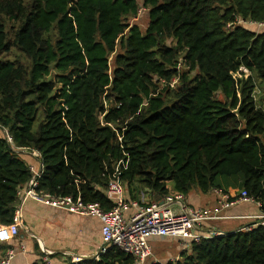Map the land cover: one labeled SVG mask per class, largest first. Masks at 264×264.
<instances>
[{"label":"trees","instance_id":"16d2710c","mask_svg":"<svg viewBox=\"0 0 264 264\" xmlns=\"http://www.w3.org/2000/svg\"><path fill=\"white\" fill-rule=\"evenodd\" d=\"M140 5L143 33L129 24L138 0H0V126L15 147L0 138V240L33 176L16 149L39 153L41 195L110 211L111 181L139 203L145 191L185 196L240 179L264 216V110L252 79L264 93V31L237 25L264 23V0ZM12 49L26 62L3 57ZM260 222L190 242L166 264H264ZM68 264L133 259L111 247Z\"/></svg>","mask_w":264,"mask_h":264},{"label":"crops","instance_id":"0c3cea01","mask_svg":"<svg viewBox=\"0 0 264 264\" xmlns=\"http://www.w3.org/2000/svg\"><path fill=\"white\" fill-rule=\"evenodd\" d=\"M16 153L28 167L31 166L35 172L39 170L41 164L37 151L16 149ZM218 182L220 188L217 190L201 193L198 189H193L184 196L185 208H208L220 217L197 225L194 232L200 236L215 237L243 230L246 225L258 221L263 216L255 202H237L233 206L223 208V202L239 198L242 191L241 181L220 178ZM167 188L170 189L171 185L168 184ZM141 197V205L161 200L148 191L142 193ZM125 198L128 200L127 195ZM17 204L21 206L22 213L18 233L16 236L9 235L0 240V259L11 251L14 253L11 264H34L42 257H47L52 264H68L75 258L89 259L98 254L102 246L101 224L98 219L71 214L64 208L46 206L24 196L18 197ZM172 209L179 211L177 207ZM133 212L134 208L130 207L127 214ZM153 238H149L148 242ZM157 239L160 241L159 248L157 245L151 247L149 243L155 263L160 262L161 258L178 261L180 254L189 249V244L185 247L186 242L179 239Z\"/></svg>","mask_w":264,"mask_h":264},{"label":"built area","instance_id":"2783aa9c","mask_svg":"<svg viewBox=\"0 0 264 264\" xmlns=\"http://www.w3.org/2000/svg\"><path fill=\"white\" fill-rule=\"evenodd\" d=\"M249 23L264 27V23ZM0 138H3L15 149L12 137L9 135L8 131L1 126ZM28 168L33 175L32 179L29 181L26 188L18 193V196L29 197L35 201L42 202L46 206L64 208L71 214L93 217L99 220L101 224L100 235L102 246L94 259H98L100 254H104L107 248L116 247L124 254L132 257L133 264H144L152 255L151 247L148 242L149 238L188 240L184 245L186 247L189 242H199L202 238L213 237L196 234L194 232L195 227L202 222L220 218L213 214L208 208H185L183 204L184 196L176 192L162 197L159 202H152L148 205H141L137 202L127 203L123 186L119 181H111L105 192L106 197L113 204V208L110 211L101 210L98 204H82L79 201L75 202L69 197L57 198L45 194L41 195L35 190L38 185V178L43 171L42 165L36 172L31 166ZM240 193L237 200L223 202L221 206L226 208L233 206L237 202H253L245 191H241ZM130 207L134 208V212L127 214ZM173 207H177L179 211L173 210ZM21 217V206L18 204L14 209L12 224L8 228L7 236L17 235ZM259 220H261L260 224L264 226V216L259 218ZM13 257V252L10 251L5 253V256L0 259V264H11ZM78 261H80V259L75 258L71 263H76ZM34 264L52 263L47 257H42Z\"/></svg>","mask_w":264,"mask_h":264},{"label":"rangeland","instance_id":"374dc122","mask_svg":"<svg viewBox=\"0 0 264 264\" xmlns=\"http://www.w3.org/2000/svg\"><path fill=\"white\" fill-rule=\"evenodd\" d=\"M138 2H139V11H138V13H137L135 18H132V19L129 20V24H130V26L136 25L141 30V32L143 33L145 31L147 25H148V14H147V10L142 8V6L140 5L141 4V0H138ZM237 25L241 26L242 28H244L246 30L252 31L254 33L264 31V27L263 26H258L256 24H252V23H249V22H244V21H241V20L237 23ZM3 57L8 59V60H11V61L26 62L25 57L16 49H12L8 54L3 55ZM113 59H114V55H112L109 58L111 71H112V68H113ZM111 71H110V75H111ZM241 72L244 74L245 77L250 75L249 72L245 71L244 69H241ZM193 74H194V72L190 73L189 75L192 76ZM252 79H253V82L255 84V90H254L255 102H256L257 106L261 107L264 110L263 84L256 77L255 74H252ZM178 84L179 83L177 81H173L170 84V87L175 89V88L178 87ZM219 98H220V96H219ZM124 193H125V190H124ZM187 241L188 240H185V242H187ZM149 243L151 244V247H152V245L154 247H156V245H157V247L159 248V243H160L159 239H157V238L154 239L153 238L152 241H150ZM182 247H183V244H182ZM179 258H180V256L178 257V259ZM160 260H161L160 262L158 261V263H155V258L152 257V255H151V257L148 260H146L144 262V264H166L167 262L174 263L176 261V259H167L166 260V259H163V258H161Z\"/></svg>","mask_w":264,"mask_h":264},{"label":"water","instance_id":"95a60500","mask_svg":"<svg viewBox=\"0 0 264 264\" xmlns=\"http://www.w3.org/2000/svg\"><path fill=\"white\" fill-rule=\"evenodd\" d=\"M235 232V231H234ZM234 232H231V233H234Z\"/></svg>","mask_w":264,"mask_h":264}]
</instances>
